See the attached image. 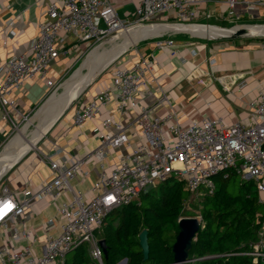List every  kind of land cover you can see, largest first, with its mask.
Instances as JSON below:
<instances>
[{"label": "built area", "instance_id": "obj_1", "mask_svg": "<svg viewBox=\"0 0 264 264\" xmlns=\"http://www.w3.org/2000/svg\"><path fill=\"white\" fill-rule=\"evenodd\" d=\"M217 2L226 3L231 9L251 4L264 8V0ZM199 3V0H140L135 20L123 21L109 0H35L36 5L45 9L37 38L29 52L14 56L0 67L3 74L0 78L1 121L10 125L13 132L23 121H28L29 116L18 106L17 94L33 81L43 83L51 93L55 91L53 66L69 57L81 44L87 46L86 52L90 51L126 30L151 26L155 20L172 13L174 23L180 25L210 18L208 14H201ZM15 22L10 19L6 25L13 27ZM62 33L70 36V45L61 37ZM259 34L264 51V34ZM144 42H154L157 50H172V56H178L173 50L176 42L169 37ZM180 62L187 64L184 58ZM155 64L148 57H141L127 69L118 68L115 63L110 72V84L84 107L75 109L73 126L78 130L85 129L112 106L119 114V118L105 119L100 127L94 128L93 134L99 138L100 145L91 155L79 158L57 147L45 157L50 179L36 190L29 188L18 195L0 184V264H65L67 257L83 246L88 247L93 264H103L101 233L109 215L139 202L155 184H166L170 180L183 183L190 193L185 209L191 203L199 204L214 196L216 180L220 177L227 180L232 175L245 184H253L258 203L264 208V91L259 93L257 102L250 105V125L242 122L228 125L222 119H203L183 128L177 113L164 116L156 113V109L167 102L166 96L153 108L141 104L143 94L151 97L157 82L153 77ZM210 64L214 65L215 60ZM246 87L242 85L241 90ZM133 110L137 111L135 124L141 130L136 146L124 123ZM117 151L123 153L119 162L111 167L108 160H112ZM93 158L97 161L98 179L90 193H82L75 185L91 176L87 166ZM43 200L59 203L56 216L44 225L43 242L23 224L13 230L10 239L4 235L11 223H16L36 202ZM199 221L202 223L201 217ZM245 250L236 255L250 257L252 264H264V214L259 217L255 238L247 243Z\"/></svg>", "mask_w": 264, "mask_h": 264}, {"label": "crops", "instance_id": "obj_2", "mask_svg": "<svg viewBox=\"0 0 264 264\" xmlns=\"http://www.w3.org/2000/svg\"><path fill=\"white\" fill-rule=\"evenodd\" d=\"M199 1V11L202 15H210V18H203L194 24H216L220 29L251 27L253 31L264 30L261 28L264 27L263 7L251 4L249 7L238 6L231 9L226 3H219L217 0ZM109 2L121 20H135L140 0H109ZM44 11L43 6L35 4V0H0V67L14 56L30 51L33 41L38 36V25L44 19ZM10 19L16 21L13 27L6 25ZM174 19L172 13L155 21L171 23ZM253 25L258 26L253 27ZM259 26L260 28H256ZM203 28L207 29L205 31L207 33H203L207 36L200 38L211 40L194 38L187 33H176V36L170 37L176 42V48L173 49L174 53H178L176 57L172 56V50L159 51L154 42H145L146 44L140 45L136 51L118 60L115 66L127 69L141 57L153 59L156 62L153 77L157 79V82L153 86L151 97L143 94L141 104L153 108L166 96L167 102L157 108L156 113L159 116L171 112L177 113L183 128L203 119L213 121L222 119L228 125L239 122L250 125V105L255 104L259 93L264 91L263 40L260 37L232 41L214 40L221 37L223 31ZM10 34L13 35L12 38H8ZM61 37L66 39L68 45L71 44L70 36L66 33H62ZM86 50L87 46L81 44L79 49L72 51L69 57L55 63L53 82H58L59 76L74 61L73 58L81 56ZM191 52L196 55L192 56ZM181 58L187 60L186 65L181 64ZM212 60H215L214 65L210 64ZM2 75L1 72L0 78ZM153 77L149 76V79L153 81ZM110 79L111 75L98 79L94 88L82 99L81 107L92 101L101 89L108 86ZM245 84L247 87L241 90V86ZM50 93L51 90L43 83L28 82L17 94L18 106L25 116H30L45 102ZM111 108L110 111H102V116L83 130L73 126L74 113L66 114L43 138L37 152L27 158L24 157L25 159L6 174L3 178V186H10V191L18 195H22L29 188L36 190L41 183L50 179L45 157L57 147L79 158H87L100 145L99 138L93 134L94 128L100 127L105 119L119 118V114L114 109L115 106ZM136 112V110L130 112L124 121L128 127L127 134L135 146L138 145L141 137V130L135 124ZM12 133L11 126L1 121L0 113V148L9 140ZM122 153L121 151L113 153V158L108 160V165L112 167L118 163ZM87 169L91 176L75 183V189L82 193H90L94 182L98 179L95 158L91 159ZM91 196L92 194H89V197ZM58 204L57 201L49 200L36 202L23 217L17 219L16 223L10 224L4 235L10 239L13 230L19 224H23L43 242L44 225L56 216ZM194 204L197 203H191L188 208Z\"/></svg>", "mask_w": 264, "mask_h": 264}, {"label": "trees", "instance_id": "obj_3", "mask_svg": "<svg viewBox=\"0 0 264 264\" xmlns=\"http://www.w3.org/2000/svg\"><path fill=\"white\" fill-rule=\"evenodd\" d=\"M214 196L192 205L200 212L202 228L189 251L188 264H252L244 253L259 229L264 208L258 203L253 184L232 175L216 180ZM159 194L148 192L139 202L123 207L105 222L101 239L108 256L103 264H174L173 247L180 233L179 222L190 193L177 180L162 184ZM148 231L149 260L145 261L139 239ZM65 264H93L88 247L72 252Z\"/></svg>", "mask_w": 264, "mask_h": 264}, {"label": "bare ground", "instance_id": "obj_4", "mask_svg": "<svg viewBox=\"0 0 264 264\" xmlns=\"http://www.w3.org/2000/svg\"><path fill=\"white\" fill-rule=\"evenodd\" d=\"M256 28H260V26ZM206 30L207 29L201 27L186 28V27H165L159 25H152L148 27H143L141 29H129L126 30L124 33L120 34L121 36L118 38L120 41L126 39L127 41L126 45L119 47L115 46V47H111L110 49L102 48L100 50L99 49L94 50V52L90 54L86 62L83 63L81 69L77 72L76 76L72 77V79L67 83L66 92L63 94H59L55 98H51L47 104L44 103L45 106L43 104L44 107L42 106L43 108H41L37 112V114L31 120V122H29V124L24 129L19 131L17 137L12 141V144L8 147L4 161L2 162V164H0V181H2L1 179H3L6 176L8 171L12 168L13 165L16 164L17 161L20 162L22 158H24L30 151L36 148L35 146L38 143V141L42 138L43 135H45L51 129L50 128L51 125L54 122H56L57 118H59V116L63 113V111L72 102H74L76 99L80 97V95L83 94V92L93 83V81L101 72V70H103L106 66L110 65L121 54L129 50L134 44H136L139 41L142 42L147 39L155 38V34H158L163 31L165 32L158 35L157 37H162L164 34H176V33L188 32L187 34L191 35L194 38L209 40L207 38L196 37V36H201V37L207 36V34H203V33H207L205 32ZM255 31L257 33L264 32V30H260V29H256ZM228 34H229L228 32L223 31V33L220 36H227ZM86 70L87 72L85 74ZM78 76H83V79L79 82L77 86H73ZM46 115H50V118L44 123V126L42 125L43 130H41L40 132L38 129H36L35 132L32 131L29 133L28 129L30 128V126L33 125V123H36L37 119L41 120ZM27 137L32 138L33 142H30Z\"/></svg>", "mask_w": 264, "mask_h": 264}, {"label": "rangeland", "instance_id": "obj_5", "mask_svg": "<svg viewBox=\"0 0 264 264\" xmlns=\"http://www.w3.org/2000/svg\"><path fill=\"white\" fill-rule=\"evenodd\" d=\"M153 25H157V24H167V23H163V22H160V21H154L153 23H152ZM168 24H175L174 22H171V23H168ZM201 25H204V24H201ZM207 25V24H206ZM213 27H217V28H219V26L218 25H216V24H211ZM211 25H208V26H211ZM255 26H258V25H253V27H255ZM225 30H227V29H225ZM230 30V29H229ZM165 31H163V32H160V33H158V34H155V37H157L158 35H160V34H162V33H164ZM180 34V33H179ZM121 35H116L115 37H114V39L112 38V39H109L107 42H105L104 44H102V45H100V46H95V47H92L93 49L92 50H90V51H87V52H85L84 54H82L81 56H79V57H76V58H73L74 59V61L72 62V64H70L69 66H68V68H66V70H64V72L59 76V79H58V82H57V88H56V92L55 91H53L52 93H50L49 94V96L47 97V99L45 100V104H47L49 101H50V99L51 98H55V97H57L59 94H63V93H65L66 92V89H67V83L72 79V77H74V76H76V74H77V72L81 69V67H82V65H83V63L84 62H86V60L88 59V57L90 56V54H92V52H94V50H97V49H102V48H107V49H110L111 47H115V46H124V45H126V39L125 40H122V41H120L118 38L120 37ZM164 37H171V36H176V34H174V35H171V34H164L163 35ZM195 36V35H194ZM116 37H118V38H116ZM196 37H201V36H196ZM203 40H205V39H203ZM118 41H120V42H118ZM117 42V43H116ZM143 44H146L144 41H142V42H140V43H138V44H134L129 50H127V52L120 58V59H122L123 57H125L126 55H129V54H131L132 52H134V51H136L137 50V48L140 46V45H143ZM104 55H105V52H104ZM119 59V60H120ZM118 62V61H117ZM116 62V63H117ZM115 64H113L111 67H109L106 71H105V73L104 74H102L101 76H99L84 92H83V94L82 95H80V97L78 98V99H76L75 100V102L73 103V105H72V107L70 108V110L66 113V114H73L74 112H75V109L76 108H79L81 105H80V103L82 104L83 103V101H82V99L84 98V96L86 95V94H88L89 92H90V90H92V88H94V86L96 85V81L98 80V79H100L101 77H109L110 76V72H111V69H112V67L114 66ZM86 72H87V70L85 71V74H86ZM84 76V75H83ZM83 76H78L77 78H76V80H75V83H74V85L73 86H77L78 84H79V82L83 79ZM55 92V93H54ZM80 101H82V102H80ZM43 103V104H44ZM43 104L41 105V106H39V107H37V109L29 116V119H28V121H23L22 123H21V125L18 127V130L17 131H14L13 133H12V135H11V137L9 138V140L4 144V146L0 149V164H2V162L4 161V158H5V154H7V150H8V147L12 144V141L17 137V135L19 134V131L20 130H22V129H24L28 124H29V122H31V120L35 117V115H36V113L41 109V108H43L44 106H45V104H44V106H43ZM43 106V107H42ZM65 114V115H66ZM64 115V116H65ZM74 115V114H73ZM63 116V117H64ZM50 118V115H46V116H44V118H42L41 120H38L37 119V121H36V123H33V125H31L30 126V128L28 129L29 130V133L30 132H35L36 131V129H38L40 132H41V130H43V127H42V125L44 126V123L48 120ZM55 123V122H54ZM53 123V124H54ZM52 124V125H53ZM52 125H51V127H52ZM50 127V128H51ZM44 136V135H43ZM42 136V137H43ZM28 139H29V141L30 142H33V139L32 138H29V137H27ZM45 138V137H44ZM41 140V139H40ZM39 147H40V143L39 144H37V146H36V148L34 149V150H32V151H30L26 156H25V158H27V157H29V156H31V155H33V154H35L36 152H37V149H39ZM25 158H23V159H25ZM10 171V170H9ZM2 181L0 182V184H1V186H3V180L4 179H1ZM161 184H155L153 187H150L148 190H149V192H152V193H154V194H159V192H160V188H161ZM8 190H11V188H10V186H5ZM200 212L197 210V209H195L193 206L192 207H190V208H187V209H185L184 210V212L182 213V215H181V218L180 219H185V218H195V219H197L198 221L200 220ZM119 264H121V262L119 263Z\"/></svg>", "mask_w": 264, "mask_h": 264}, {"label": "water", "instance_id": "obj_6", "mask_svg": "<svg viewBox=\"0 0 264 264\" xmlns=\"http://www.w3.org/2000/svg\"><path fill=\"white\" fill-rule=\"evenodd\" d=\"M157 25L165 26V27H186V28H195V27L203 28V27H207L209 29L217 28V27H213V26L198 25V24H185V25L181 26L180 24H177V23H175V24H168L167 23V24H157ZM217 29H220V28H217ZM220 30L226 31L229 34L227 36H221L220 38L215 39V40H231L232 41V40H237V39H240V38H256V37H259V35H260L256 31H253L251 29V27H238V28H233V29H230V30L229 29H227V30L220 29ZM184 33H188V32H184ZM116 38H118V37H116ZM113 39H114V37H113ZM125 53L121 54L115 61H113L110 65L106 66L103 70H101V72L98 74V76L95 78V80L99 76L104 74L105 71L109 67H111L113 64H115ZM74 102H72L63 111V113L59 116V118H57L56 122L51 127V129L70 110V108L72 107ZM50 130L41 138V140L38 141L37 144H39L43 140V138L50 132ZM37 144H36V146H37ZM22 160H23V158L20 161H22ZM19 163L20 162H17L15 165L12 166V168H14ZM179 228H180V233H179V235H178V237L176 239V243H175V245L173 247L174 264H188V263L191 262V260L189 258V251L192 248L193 242L195 241L197 235L201 231L202 225H201V222L198 221L195 218H185V219H181L180 220ZM148 235H149L148 231H143L142 234L140 235V239H139L140 247L142 249L145 261L149 260V257H150V246H149ZM100 246H101V248L103 250L104 256L107 257L108 256V249H107V245H106L105 240H102L100 242ZM127 263H128L127 260H124V261L121 262V264H127Z\"/></svg>", "mask_w": 264, "mask_h": 264}]
</instances>
